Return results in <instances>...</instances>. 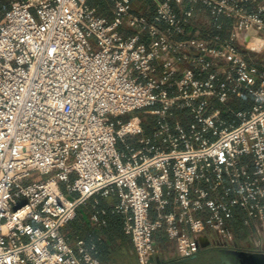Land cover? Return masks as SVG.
Wrapping results in <instances>:
<instances>
[{"label": "built area", "instance_id": "1", "mask_svg": "<svg viewBox=\"0 0 264 264\" xmlns=\"http://www.w3.org/2000/svg\"><path fill=\"white\" fill-rule=\"evenodd\" d=\"M113 1L110 20L89 0H0V264H101L95 241L62 228L111 195L139 264L237 247V210L246 250L264 254V61L251 54L264 0H152V18ZM245 92L252 106L223 119L216 105ZM138 110L157 116L148 134L123 120Z\"/></svg>", "mask_w": 264, "mask_h": 264}, {"label": "crops", "instance_id": "2", "mask_svg": "<svg viewBox=\"0 0 264 264\" xmlns=\"http://www.w3.org/2000/svg\"><path fill=\"white\" fill-rule=\"evenodd\" d=\"M89 5L96 8L99 4H97L96 0H94V3L90 4L89 2ZM141 8V11L136 13L144 14L146 16L149 15L148 17L152 18L154 14V7H150L152 9L148 7ZM150 10H152V13H149ZM104 16L107 17L106 14ZM161 26L164 25L162 24ZM193 26L195 27L193 28V31L196 35L203 34V32L200 31L195 24ZM253 102L254 101L252 95L245 92L240 97L232 95L230 97L228 105L224 106L217 104L216 106L221 109V117L223 119L229 120L233 117L231 113L232 110L249 109L252 106ZM118 200L119 198L116 195H111L108 197L96 196L91 198L84 205L79 207L76 218L62 228V233L69 239L70 242H74L77 238H83L89 243L95 241L97 243L98 250L97 256L100 259L101 264H139L132 237L126 234L123 230L122 215L119 214L121 220L117 222H109L107 217L109 211L111 210V207L116 204ZM96 201L98 203H96ZM97 210H105V213H99V218L106 221L105 225H98L91 220V216ZM237 213L239 214V216L236 219L240 220L241 228L239 230L237 229L235 225L236 219L232 224L235 231L237 247L228 249L246 250V235L248 229L244 227L242 223V214H240L239 210H237ZM152 217H155V215L152 214ZM207 233L211 236H214V234L210 232ZM98 237L102 238L100 242L97 241ZM155 240L157 246L165 253H169L170 251L174 250L175 243L168 238L165 228H162L155 233ZM200 240L202 241V243L207 242L205 238H201ZM216 249L217 248L205 249L195 256L191 257V260L193 258L206 259L208 257L203 254L207 250H211L212 252L218 251ZM154 262L155 264H168L175 261L169 260L163 262L157 259L154 260Z\"/></svg>", "mask_w": 264, "mask_h": 264}, {"label": "rangeland", "instance_id": "3", "mask_svg": "<svg viewBox=\"0 0 264 264\" xmlns=\"http://www.w3.org/2000/svg\"><path fill=\"white\" fill-rule=\"evenodd\" d=\"M9 1L11 0H4L5 5L7 6ZM102 2L105 3V5L102 7V10L104 12V14L107 15V17L112 20L114 18V15L112 14V10L114 7V1L113 0H96L97 4H101ZM131 8L133 10V12H137L140 10L141 7H154V4L152 2V0H131ZM97 12L99 11V7H96ZM207 12H205V14H200L196 17L195 20V25L197 26V28L202 31L203 33H207L210 31L211 27L209 26L208 22H207ZM225 33H228V29L225 30ZM251 54L253 55V57L259 61V62H263L264 61V49L261 52H254L251 51ZM228 105V104H227ZM190 116H192V113L189 109H174L173 110V116H171V122H174L175 120H179L180 122H184L185 124H187L190 120ZM134 118H140L142 121V126L144 129V132H146V134H148L149 132L152 131L153 128L156 127V121H157V116L153 115V114H148L145 113L141 110L138 111H134L133 113L129 114V115H125L123 117L124 122L126 123L128 120L130 119H134ZM48 175H40L37 172H33L31 174L30 179L31 180H36V179H45L47 178ZM60 186L62 187V189H64V185L61 183ZM70 197H72V195H70ZM222 251L226 250V249H221ZM212 254H214V252H212L211 250H207L203 255H205L206 257L211 256Z\"/></svg>", "mask_w": 264, "mask_h": 264}, {"label": "water", "instance_id": "4", "mask_svg": "<svg viewBox=\"0 0 264 264\" xmlns=\"http://www.w3.org/2000/svg\"><path fill=\"white\" fill-rule=\"evenodd\" d=\"M229 252L231 254H233V256H235V258L239 257V258H237V259H239L237 261L238 264H245V261L246 260H244V258H242L241 255L247 254L246 252H244L242 250H238V249H236V250H229ZM218 253L219 254H217V253L212 254L211 256H209L206 259H196V258H193L191 260V258H187V259H184V260H181V261H175V262L168 263V264H221L223 262V256L220 255V253L223 254L224 252L222 250H219ZM257 255H258V257H260V262L258 264H264V254H257Z\"/></svg>", "mask_w": 264, "mask_h": 264}, {"label": "flooded vegetation", "instance_id": "5", "mask_svg": "<svg viewBox=\"0 0 264 264\" xmlns=\"http://www.w3.org/2000/svg\"><path fill=\"white\" fill-rule=\"evenodd\" d=\"M216 250H218V251L214 252V254L215 253L219 254L218 252L221 249H216ZM229 250L230 249H226L223 251L224 252L223 254L220 253V255L223 256V262L221 264H238L237 261L239 259H237V258H239V257L235 258V256H233V254H231L229 252ZM242 251H244L248 254V255L247 254L241 255L242 258H244V260H246L245 264H256V263L258 264L260 262V257H258V255H257L259 253H255V252L248 251V250H242Z\"/></svg>", "mask_w": 264, "mask_h": 264}, {"label": "bare ground", "instance_id": "6", "mask_svg": "<svg viewBox=\"0 0 264 264\" xmlns=\"http://www.w3.org/2000/svg\"><path fill=\"white\" fill-rule=\"evenodd\" d=\"M242 37L245 41L248 42L249 47H251L255 50H260L262 43H263V39L261 38V36L251 32V31H244L242 33ZM131 128H133V129L138 128L136 121H132Z\"/></svg>", "mask_w": 264, "mask_h": 264}, {"label": "trees", "instance_id": "7", "mask_svg": "<svg viewBox=\"0 0 264 264\" xmlns=\"http://www.w3.org/2000/svg\"><path fill=\"white\" fill-rule=\"evenodd\" d=\"M89 2H90V4H92V3H94V0H90ZM104 5H105L104 2H102L100 5H98V7H99V11H98V13L101 14V15H105L104 12H103V10H102V7H103ZM141 9H142V8H140V10L137 11V12H140ZM150 9H152V8H150ZM150 12L152 13V10H150L149 13H150ZM147 13H148V12H147ZM147 16H149V15H147ZM227 29H228V25H225V30H227ZM225 30L223 31V35H224V36L227 35V34L225 33ZM107 217H108L109 222H117V221H120V220H121L119 214H117V213H112L111 210L109 211ZM235 225H236V227H237L238 230L241 228L240 220H239V219H236V220H235Z\"/></svg>", "mask_w": 264, "mask_h": 264}]
</instances>
